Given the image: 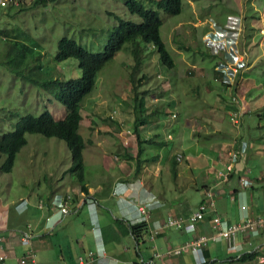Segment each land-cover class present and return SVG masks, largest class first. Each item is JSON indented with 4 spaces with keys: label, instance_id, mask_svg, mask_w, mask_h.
Wrapping results in <instances>:
<instances>
[{
    "label": "rangeland",
    "instance_id": "1",
    "mask_svg": "<svg viewBox=\"0 0 264 264\" xmlns=\"http://www.w3.org/2000/svg\"><path fill=\"white\" fill-rule=\"evenodd\" d=\"M35 1L21 0L18 7L13 4L0 11V34L6 36V40L0 39V135L11 131L23 115L38 116L49 111L55 119H60L66 112L64 105L54 97L53 90H45L13 72L11 60L15 55L7 54L10 45L19 48L22 44H34L23 67L26 73L37 66L45 79L76 78L81 70L75 58L54 60L60 38L68 37L90 52H100L120 19L141 21L138 15L128 11L125 0H46L37 5ZM142 3L146 8L157 10L149 2ZM159 12L163 19L160 35L174 66L167 68L160 62L152 44L140 42L143 61L133 70L132 43L125 42L97 73L92 90L81 102L83 118L79 133L85 138L84 183L92 188L100 185L101 190L96 189L87 205L65 218L80 222L88 218L101 219L106 235L110 233L114 219L127 217L117 207V198L110 194L115 178L113 173H117L116 176L130 170L134 173L138 160L142 161L143 167L151 168L150 173L160 175L154 185L158 209L145 206L146 214H141L137 208L139 221L147 223L158 211L176 217L175 213L196 210L204 196V180L213 181L217 173L224 171L227 153L239 140L246 144V153L239 156L238 161L241 159L244 163L243 173H251L245 176L250 181L255 180L258 173H264V0H182L179 14ZM230 18L235 20L238 33L233 35L232 42H227V51L235 55L242 67L240 74L223 77L215 68L225 60V55L207 42ZM179 41L190 48L179 49ZM211 74L215 79L212 85L209 84ZM214 74L218 77L214 78ZM131 80H134L137 97L143 94L146 112L151 114L148 122L138 127L143 133L139 137L146 139L141 143L133 130L135 112ZM233 97L237 99L240 112L237 123H232L229 116ZM210 109L214 112L206 115L211 118L207 121L204 113ZM221 119L224 128L220 131L217 127ZM153 133H157L156 136ZM25 138L27 142L16 154L10 172L1 170L5 155L0 153V220L3 219L2 226L8 229L22 230L27 223L34 222L40 213L38 202L42 200L45 204L50 193L75 195L78 188L75 175L67 171L71 158L63 140L38 133H26ZM149 139H153L154 146L151 145L154 143L146 142ZM126 146L132 149L131 153H125ZM156 150L165 158L168 155L175 158L180 152L184 156L181 154V160L174 166L162 157L159 162L150 161ZM172 173H179L178 178ZM236 183L237 176L230 181V184ZM239 199L226 201L231 211L239 206ZM247 202L243 203L248 211ZM24 207L27 211L21 210ZM90 208L93 214H90ZM167 217L165 215L163 219ZM182 218L185 222L188 220V217ZM160 230L161 235H145L147 242L139 249L145 260L147 252L155 264L159 261L156 253L171 260L191 256L190 253L166 255L170 247L163 248L165 241L170 243L174 238L185 236L182 243L186 242L189 232L176 228L169 232L162 226ZM60 236L68 238L64 232ZM104 244L103 250L108 251L114 242L108 237ZM170 245L171 248L179 246ZM152 246L156 247L154 252ZM119 247L122 252L128 248L130 259L143 264L131 238L124 239ZM84 248L87 251L86 245ZM260 252L264 254V247ZM261 258L263 262L264 258ZM262 262L257 258L238 264H264Z\"/></svg>",
    "mask_w": 264,
    "mask_h": 264
},
{
    "label": "crops",
    "instance_id": "2",
    "mask_svg": "<svg viewBox=\"0 0 264 264\" xmlns=\"http://www.w3.org/2000/svg\"><path fill=\"white\" fill-rule=\"evenodd\" d=\"M190 72L192 73L194 71H190ZM217 77L218 75L214 74V78ZM212 80L215 79L212 78V74H211V80L209 83L210 85H212L211 84ZM205 86L207 87V85ZM213 112L214 111L210 109L207 111V113H204V116L206 115L210 116V114H213ZM207 116L205 119L209 121L211 118H208ZM217 128L220 131L223 130L224 126L222 119H221V123L220 122L218 123ZM142 134H143L142 131L139 130V136L142 137ZM156 134L157 133H153L154 136H156ZM141 137H140L141 141L146 140V139H141ZM149 141H153V139H149ZM151 143H154L151 145L153 146L155 145V142H151ZM236 144L238 145L239 143ZM131 152L132 149L126 146L125 153H131ZM154 154L155 155L151 157L150 161L159 162L160 157H162L166 161H171L172 165L174 160L176 161V157L174 158L173 156L168 155L165 158L164 155L159 154L157 150L155 151ZM179 154H182V152H180ZM182 155L184 156V154ZM220 156L221 154L219 152L218 158H220ZM218 158L217 160L219 161L220 159ZM140 162L142 163V161ZM224 162L226 163V160H224ZM141 163L139 168L137 169V173H132L131 170L128 171V173H119V176H116L117 173H113L115 178L111 184L110 194H112V196L117 198L116 201L117 207H119V209L123 212V214L126 215L128 218L122 216V219L119 218L114 219V222L110 225L112 229H110V233L108 235H106V232L104 230V224L101 221V219L95 218L93 220L88 218L83 222L74 219H66L65 218L66 215L64 217H59L57 210H51L48 206H44L42 209H40V213L36 216L35 221L31 223L30 222L27 223L25 228L22 230L5 228L4 226H2L3 219L0 220V233L4 234L7 238L4 248L0 250V252L5 253L7 257L5 258L4 261L0 262V264H16L17 260L20 257H22V255L24 254V251L26 249L23 246H21L19 242V233H21V231L23 232L27 231L29 235L32 237L31 246L36 254L35 264H137V262L131 260L130 256L127 255L129 252L128 248L127 249L125 248L123 250L124 252L123 253L121 251V248L119 247L122 241L126 238H131L133 241H135L137 254L138 255L140 254L139 257L141 258L143 264H147L150 261H152V264H155L153 257L149 256L148 252L146 253L148 258L147 260H145L142 253L139 250L140 246H143L147 242L146 239L144 238L146 234L143 235L137 242L133 238V236L131 235L128 229L129 227L128 222L135 223L138 222L140 219V216H138L137 214V208L141 202L144 203L146 202L147 206H150L149 208L158 209V205H157L158 203L156 202L157 196L154 192L155 190L154 185L157 181L158 176L160 175L159 173H150L151 168L147 166L143 167ZM243 165L244 163L240 159V161H238L237 164L235 165L234 171L228 175L227 179H223L219 177L217 173L216 175L217 177L213 181H211L209 178L208 180L207 179L204 180L203 182L204 184H202L203 187L202 189L203 191H205L207 188H212L216 205L214 210L209 211L205 215L203 220L198 223L196 232L188 233L190 234L188 238L186 234L187 232L185 233L187 239V240L185 239L186 241L192 239L195 235H199V234L208 235L212 233L211 221L213 217L216 215H220L223 218V221H225V223L227 224L239 221L242 215L241 214L242 211L240 212L241 209L239 210V206H241V204H243L244 201L249 202V203L247 202V205H248V212L250 215H260L264 213V179L263 180L261 179L264 173H258L255 176V180L254 179L250 180L251 185L249 187H243L240 184V179L241 178L248 179V177H246L245 175L251 174V173H243L244 172ZM178 176L179 173H175L174 177L178 178ZM235 176H237L236 185L230 184L231 179ZM200 178L203 179L204 177L200 175ZM145 183H148V185H146ZM126 184L127 185L129 184L130 187L125 188ZM85 185L87 186L88 192L81 191L80 185L78 184L77 192H75V195H72L73 205L76 206V208L71 213H76L84 205H87L89 201L88 198L91 195L96 194L95 191L96 189L101 190L100 185H98L96 188H92L88 183H85ZM53 194L55 193L53 192L50 193V195L46 199V203ZM237 197L240 198L239 206H237L238 209L236 207L234 211H231L232 209L228 207L226 201L229 198L236 199ZM96 201L100 202L101 200H96ZM200 202L201 201H199V203ZM27 209L28 208L25 207L21 208V210L24 211H27ZM89 210H90L89 211L90 214H93L92 208H90ZM171 211H174V209L172 208ZM165 215L172 216L170 213L165 214L164 212L158 211L156 217L153 218L152 221L151 218L149 217L150 219L148 220L150 222H148V226H149L148 233L150 234V236H152V234L155 231H157L155 235L163 234L161 232L162 230H160V227L161 226L164 227L162 222L165 220L163 219ZM189 215H191V212L175 213L176 216L175 218L182 216V217H186L185 219H187ZM135 217L136 219L134 220ZM28 224H30L31 227L28 228L27 227ZM116 226H119V229H116ZM20 228L21 226L19 227V229ZM167 230H169L170 232L171 229L168 228ZM61 232L66 233L68 238L67 237L65 239L61 238L60 236ZM108 237L112 242H114V244L112 245L113 247H111L110 250L104 251L103 245H105L104 242L107 240ZM182 237L174 238L171 242L174 244V246L179 245L184 241L182 239L185 236L183 238ZM263 237H264V231L260 235L255 236L251 239L245 236H238L237 244L240 245V247H242L241 249H234L233 244H231V242L227 240H222L217 243L210 241L203 249V256L205 255L204 252L206 251L210 259L216 261L215 264H238L239 262L237 259L241 254L246 252L257 251L258 255L256 256V259L258 258V262L259 261L262 262L261 260L263 259L261 257L264 258V254L260 252V248L264 247V240H260V238ZM171 242L169 243L168 241H165L163 248L166 249L167 247H171L170 245L172 244ZM245 244H248L249 246L246 247ZM84 245L88 247L87 251L86 248H84ZM155 248H156L155 246H152L153 252ZM186 253H190L191 256L189 258H184L179 256L180 258L177 260H171V258L169 259V258L158 257L157 255L159 253H156L155 255L159 260L158 264H197L196 255L193 254L191 251ZM252 260L254 259H248L245 262L247 261L250 262ZM138 261L140 262V260ZM262 263H264V261Z\"/></svg>",
    "mask_w": 264,
    "mask_h": 264
},
{
    "label": "trees",
    "instance_id": "3",
    "mask_svg": "<svg viewBox=\"0 0 264 264\" xmlns=\"http://www.w3.org/2000/svg\"><path fill=\"white\" fill-rule=\"evenodd\" d=\"M13 1H16L17 4H15V6L17 7L21 4V0ZM142 1L149 2L151 5L155 6L157 10L146 8ZM39 3H46V0L35 1V5ZM13 4L12 2L11 4L8 3L5 7H2L0 11L4 10L6 7L13 6ZM125 6L130 13L138 15L141 21L136 23L130 20L120 19L118 25L109 33L107 42L102 51L90 52L68 37H62L58 40L54 60L63 61L69 57L75 58L81 70L79 77L45 79L42 77L40 67L37 66H33L26 73L23 67L27 64L26 60L28 55L34 50V44L31 46L22 44L19 48L12 44L9 49H7V54L10 55L13 53L15 55L12 59L13 62L11 60V63H13L11 67L13 72L45 90H53L54 97L64 105L66 112L63 118L60 119H55L49 111H44L38 116L32 114L23 115L14 124L11 131L0 135V153L5 155V160L1 165V170L3 172H10L12 170L16 154L27 142L25 134L38 133L45 137L58 138L66 143L71 158V165L67 171L75 175L81 191L88 192L83 176V149L85 148V138L79 133V126L83 118L81 114V102L92 90L97 73L113 59L125 42L132 43L130 53L134 60V65L132 66L133 70L139 68L143 61L141 58L143 46H140V42L152 44L156 49L160 62L167 68H172L174 66L173 58L167 51L160 35V27L163 23V19L159 11H162L165 15L179 14L182 8V0H125ZM7 33L8 32L5 31L3 32L5 35H7ZM0 39L3 41L6 40V36H2L1 33ZM207 43H209V41ZM177 44L179 49L190 48L182 41H179ZM217 72L219 74L221 73L219 71ZM131 81L132 83H130V85L134 95L135 112L133 130L137 138H140L138 127L141 124L147 123L151 114L146 112L143 94L137 97L134 80ZM241 141L239 140L237 143ZM89 142H91L90 139ZM146 142L151 143L153 141L147 140ZM139 143H141L140 139ZM141 151V149L138 150V154L141 153ZM140 163L141 162L138 160L134 173H137ZM176 163L177 162L174 160L173 165ZM128 226L129 232L137 242L149 231L148 223L144 220L135 223L128 222ZM204 254L206 260L205 264H215V260H211L206 251ZM257 255V251L246 252L241 254L237 260L238 262H245L248 259H256Z\"/></svg>",
    "mask_w": 264,
    "mask_h": 264
},
{
    "label": "built area",
    "instance_id": "4",
    "mask_svg": "<svg viewBox=\"0 0 264 264\" xmlns=\"http://www.w3.org/2000/svg\"><path fill=\"white\" fill-rule=\"evenodd\" d=\"M17 4L13 0H0V9L5 7L8 3ZM238 33V26L233 18H230L225 26L219 28L213 36L210 38L209 44L213 46L216 51H222L225 55V60L219 62L216 66V70L222 73V76L225 77L229 74H240V69L242 65H239V61L235 60V55H230L227 51V42H232L233 35ZM229 39V40H228ZM243 64V63H241ZM233 108L230 113V121L232 123H237L239 119V108L236 97H233ZM174 117V114L172 115ZM170 136V135H169ZM235 145V144H234ZM233 145V146H234ZM237 148V149H235ZM235 148H230L227 153V159L224 166V171L218 173L219 177L227 179L228 175L234 171L235 165L239 160V156L246 153V144L240 142ZM182 158L181 154H177L176 161H180ZM240 184L243 187H249L251 182L246 178L240 179ZM215 198L212 188H207L204 191V196L201 202L198 204L196 210L191 213L188 217V220H185L181 217L175 218L168 216L162 222L165 228H176L183 229L186 232L194 233L197 230V225L200 221L203 220L205 215L215 208ZM38 208L42 209L44 206H48L51 210H57L59 217H64L65 215L73 212L76 206L73 205V196L71 194H54L47 203L42 201L38 202ZM147 203L141 202L138 205V212L143 214ZM242 211L241 218L239 221L232 223H225L223 218L220 215L213 217L211 221L212 233L210 234H199L195 235L192 239L180 244L175 248H171L167 251L166 255H180L186 252L191 251L197 257V264H205L206 260L203 256V249L208 242H220L222 240H227L233 244L234 249H241L240 245L237 244L238 236H245L249 239L260 235L264 231V213L260 215H250L247 211V206L243 203L240 206ZM141 218V217H140ZM27 227H31L30 224ZM157 233L155 231L152 235L154 236ZM7 238L4 234L0 233V250L5 246ZM32 237L27 231L19 233V242L22 245H31ZM250 244V242H249ZM158 257H164L163 255L158 254ZM6 254L0 252V262L4 261ZM36 254L32 247H29L24 251L22 257H20L16 264H35ZM262 261V260H261Z\"/></svg>",
    "mask_w": 264,
    "mask_h": 264
},
{
    "label": "clouds",
    "instance_id": "5",
    "mask_svg": "<svg viewBox=\"0 0 264 264\" xmlns=\"http://www.w3.org/2000/svg\"><path fill=\"white\" fill-rule=\"evenodd\" d=\"M129 187H130V185H129V184H128V185H127V184L125 185V188H129Z\"/></svg>",
    "mask_w": 264,
    "mask_h": 264
}]
</instances>
